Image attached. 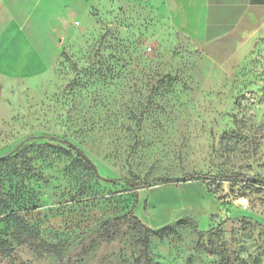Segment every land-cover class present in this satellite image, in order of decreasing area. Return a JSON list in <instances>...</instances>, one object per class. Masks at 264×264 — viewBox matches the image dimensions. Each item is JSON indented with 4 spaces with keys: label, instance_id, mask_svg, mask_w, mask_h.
I'll return each mask as SVG.
<instances>
[{
    "label": "rangeland",
    "instance_id": "1",
    "mask_svg": "<svg viewBox=\"0 0 264 264\" xmlns=\"http://www.w3.org/2000/svg\"><path fill=\"white\" fill-rule=\"evenodd\" d=\"M255 178L264 27L216 64L163 0H0V264H264Z\"/></svg>",
    "mask_w": 264,
    "mask_h": 264
},
{
    "label": "crops",
    "instance_id": "2",
    "mask_svg": "<svg viewBox=\"0 0 264 264\" xmlns=\"http://www.w3.org/2000/svg\"><path fill=\"white\" fill-rule=\"evenodd\" d=\"M168 20L223 64L264 27V0H163Z\"/></svg>",
    "mask_w": 264,
    "mask_h": 264
},
{
    "label": "trees",
    "instance_id": "3",
    "mask_svg": "<svg viewBox=\"0 0 264 264\" xmlns=\"http://www.w3.org/2000/svg\"><path fill=\"white\" fill-rule=\"evenodd\" d=\"M66 142H68V144H70L73 147L71 142H69V141H66ZM189 176H191V174H186V175H184L181 178L158 177L156 179H158V180H166V181H180L181 179H187ZM216 176L226 180V179H231V178H238V177H241V176H244V175L241 174V173H219V174H216ZM259 179L264 180L262 178H259ZM255 181L261 182V181H258L257 178H255ZM183 222H184V220H180V221L176 222L175 225H180ZM175 225L174 224H170V225H166L164 227H161L159 229L153 230V234H155L156 236H159V237L167 236L168 234L174 232Z\"/></svg>",
    "mask_w": 264,
    "mask_h": 264
},
{
    "label": "water",
    "instance_id": "4",
    "mask_svg": "<svg viewBox=\"0 0 264 264\" xmlns=\"http://www.w3.org/2000/svg\"><path fill=\"white\" fill-rule=\"evenodd\" d=\"M73 145V144H72ZM73 147L76 149L77 153L82 156L83 158L86 159V161L91 165L92 169L97 172V167L94 165V163L91 161V159L79 148H77L75 145H73ZM258 181H261L262 183H264V180H261L259 178H257Z\"/></svg>",
    "mask_w": 264,
    "mask_h": 264
}]
</instances>
